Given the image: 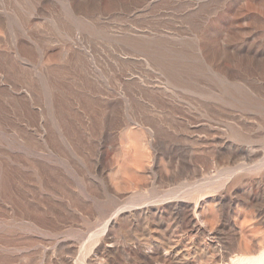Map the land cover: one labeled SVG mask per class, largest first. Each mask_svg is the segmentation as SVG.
Returning <instances> with one entry per match:
<instances>
[{"label": "rangeland", "instance_id": "374dc122", "mask_svg": "<svg viewBox=\"0 0 264 264\" xmlns=\"http://www.w3.org/2000/svg\"><path fill=\"white\" fill-rule=\"evenodd\" d=\"M263 255L264 0H0V264Z\"/></svg>", "mask_w": 264, "mask_h": 264}, {"label": "bare ground", "instance_id": "6f19581e", "mask_svg": "<svg viewBox=\"0 0 264 264\" xmlns=\"http://www.w3.org/2000/svg\"><path fill=\"white\" fill-rule=\"evenodd\" d=\"M253 259V258H252ZM252 259H248V261H247V259H246V263L247 264H264V255L263 256H261V257H257V258H254V260H252ZM245 260V259H244ZM238 261V262H237ZM242 262H243V260H241V261H239V259L238 260H236V261H234L232 264H242ZM244 262V263H245ZM243 263V264H244Z\"/></svg>", "mask_w": 264, "mask_h": 264}]
</instances>
